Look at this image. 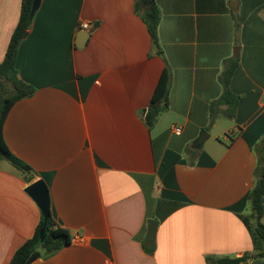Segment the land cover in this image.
Segmentation results:
<instances>
[{
	"label": "crops",
	"instance_id": "crops-1",
	"mask_svg": "<svg viewBox=\"0 0 264 264\" xmlns=\"http://www.w3.org/2000/svg\"><path fill=\"white\" fill-rule=\"evenodd\" d=\"M137 2L42 0L35 13L16 69L36 92L4 125L9 150L32 172L0 167V264L40 224L26 192L38 181L71 244L31 264H208L246 254L242 264H264L248 203L264 136V0H155L162 55ZM21 5L0 0V64ZM230 59L239 62L232 119L227 105L212 110ZM166 68L169 108L150 129ZM150 220L159 222L153 255L143 249Z\"/></svg>",
	"mask_w": 264,
	"mask_h": 264
},
{
	"label": "trees",
	"instance_id": "trees-1",
	"mask_svg": "<svg viewBox=\"0 0 264 264\" xmlns=\"http://www.w3.org/2000/svg\"><path fill=\"white\" fill-rule=\"evenodd\" d=\"M32 4L33 0H22L17 27L11 37L5 58L0 64V155L24 174H30L32 169L16 158L9 150L4 139V125L13 105L19 100L32 97L36 92L34 86L19 78L16 69V60L22 42V36L32 25ZM136 12L147 25L156 53L162 55L163 52L158 37L161 13L155 0H151V4L148 7H144L140 0H138ZM238 63V59H230L225 62L224 71L220 76L223 94L220 99L215 101L212 105V110L217 104L227 105L228 109L226 115L231 119L235 117V111L240 99L239 96L232 92L230 87ZM170 88L171 73L169 69L166 68L158 82L148 112L145 116L146 124L150 129L155 126L159 116L169 108ZM257 159L258 164L254 186L249 194L248 203L250 205V215L253 219L252 227L256 235L264 242V136L257 147ZM31 180V176L27 177L28 182H31ZM43 223L44 217L42 215L40 224L36 228L33 236L17 249L9 264H31L36 259L55 254L71 244L70 233L57 225L51 213L45 226V238L42 241L40 233ZM143 249L149 255H153L155 252L154 244H144ZM259 256L264 257V252L260 253ZM250 257L249 254L243 257H208L207 263L242 264L249 260Z\"/></svg>",
	"mask_w": 264,
	"mask_h": 264
},
{
	"label": "water",
	"instance_id": "water-1",
	"mask_svg": "<svg viewBox=\"0 0 264 264\" xmlns=\"http://www.w3.org/2000/svg\"><path fill=\"white\" fill-rule=\"evenodd\" d=\"M42 0H33L32 4V11H31V20H33L35 13L39 9ZM141 4L144 7H148L151 4V0H140ZM98 26V24H97ZM27 32H25L22 36V39L26 38ZM89 33L85 32V34H81L80 41L77 42V47L82 48L88 39ZM236 56V55H235ZM208 137L206 132H203L199 139L196 141L195 146L196 148H201L205 139ZM26 192L32 199L36 202L40 211L44 217L43 227L41 229V240L43 241L45 238V226L50 216V194L48 188L42 181L35 182L31 184L27 189ZM159 222L156 220L148 221V232L145 239V243L147 245H152L155 243L156 240V232L158 229Z\"/></svg>",
	"mask_w": 264,
	"mask_h": 264
},
{
	"label": "built area",
	"instance_id": "built-area-1",
	"mask_svg": "<svg viewBox=\"0 0 264 264\" xmlns=\"http://www.w3.org/2000/svg\"><path fill=\"white\" fill-rule=\"evenodd\" d=\"M81 28L88 31L90 28V25L88 23H82ZM174 133L179 136L182 134V129L180 127L174 128ZM77 238L78 237H74L72 240L74 241Z\"/></svg>",
	"mask_w": 264,
	"mask_h": 264
},
{
	"label": "rangeland",
	"instance_id": "rangeland-1",
	"mask_svg": "<svg viewBox=\"0 0 264 264\" xmlns=\"http://www.w3.org/2000/svg\"><path fill=\"white\" fill-rule=\"evenodd\" d=\"M0 167L6 168V169H12L14 171V168L11 165V163L8 160H6L5 158H3L1 155H0Z\"/></svg>",
	"mask_w": 264,
	"mask_h": 264
}]
</instances>
